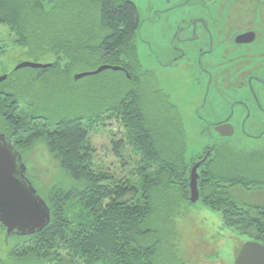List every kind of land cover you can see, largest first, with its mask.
I'll return each instance as SVG.
<instances>
[{
	"label": "trees",
	"instance_id": "1",
	"mask_svg": "<svg viewBox=\"0 0 264 264\" xmlns=\"http://www.w3.org/2000/svg\"><path fill=\"white\" fill-rule=\"evenodd\" d=\"M139 20L126 0H0V22L15 34L26 57L40 62L55 56L51 67L39 69L61 79L63 85L55 90L67 93L74 75L83 70L102 64L124 68L105 71L114 76L106 95L118 100L54 121L41 113L23 118L19 95L11 91L15 100L6 113L10 129L5 134L29 142L45 138L71 179L47 194L38 190L51 220L39 232L18 236L24 240L23 254L42 264H166L165 247L172 251L169 264H184L176 224L191 204L192 167L204 158L198 169L199 200L219 211L225 226L264 244V203L246 202L242 194L264 192V138H230L189 159L179 108L159 88L156 73L140 61ZM28 77L31 91L34 77ZM109 119L124 125L137 156L131 170H124L130 163L120 166L121 175L96 167L89 139L92 128ZM113 147L121 157L124 140Z\"/></svg>",
	"mask_w": 264,
	"mask_h": 264
},
{
	"label": "rangeland",
	"instance_id": "2",
	"mask_svg": "<svg viewBox=\"0 0 264 264\" xmlns=\"http://www.w3.org/2000/svg\"><path fill=\"white\" fill-rule=\"evenodd\" d=\"M155 8L158 7L155 6ZM139 10L142 19V25L137 35L140 61L145 69L156 73L159 88L179 108L187 134V157L189 159L197 158L204 152L206 146L216 145L218 141L213 140L214 131L204 130L198 120V106L202 95H198V89L191 82L196 74L195 66L184 64L185 62L181 61L174 65L167 64V59L174 57L175 53H173V45L168 42V36L166 37L164 29L166 19H159L160 17L143 11L141 8ZM15 40L16 36L10 28L0 22V45L2 48L0 60L3 61V67H9L11 70H14L19 62L29 60L25 55V49L17 45ZM54 60L55 56L48 55L40 62L52 65L51 62ZM35 69L38 71L41 68ZM40 71L42 70L31 73L33 72L31 68H23L16 72L14 79L4 82L6 88L10 89V93L13 90L14 94L19 95L20 111L23 118L29 117L31 113L32 115L41 113L51 117L54 121L62 115H75L78 111L90 113L101 109V107L107 108L111 102L118 100L117 97L110 99L106 95L110 81L114 77L108 72L103 71L96 75L73 80L69 83L71 84L69 89L66 87L67 93H62L60 90H55L63 85L61 79L55 78L54 75L49 77L50 74L43 75V73H39ZM28 75L31 78L34 77L31 91L27 89L30 83ZM95 90H101L104 95L102 96V92L95 94ZM38 93H40L39 96ZM149 93L152 98V92L149 91ZM11 100H15L14 97ZM9 110H11L9 104L0 108V130L3 132L10 129L6 114ZM88 121L86 123L90 122ZM259 131L261 130L249 132L255 134ZM89 139L95 149L94 161L97 168L108 169L116 175H121L122 168L120 166L123 163L131 164L124 168L126 172L134 167L132 159L137 156L133 151L132 144L127 139L124 125L118 119L100 121L90 131ZM121 139L125 142V148L122 150L123 153L121 152L122 156L118 157L113 146ZM12 140L15 141L24 156L27 177L39 191L47 194L54 185L67 186L71 183L70 177L50 152L45 138L37 137L31 142L17 137H12ZM238 192L240 191L237 190ZM242 194L246 202L264 203V192L255 191ZM176 227L181 236L178 256L184 264H235L239 249L246 241L251 240L225 226L221 213L207 207L202 200L188 205L183 216L177 219ZM22 241H24L22 238L13 236L10 245L6 246L2 235L0 237V253L4 254L5 251H8V247L13 251L14 255L10 264H42L43 262L36 256L23 254ZM163 255L165 263H171L169 257L172 255L171 249L165 247Z\"/></svg>",
	"mask_w": 264,
	"mask_h": 264
},
{
	"label": "flooded vegetation",
	"instance_id": "3",
	"mask_svg": "<svg viewBox=\"0 0 264 264\" xmlns=\"http://www.w3.org/2000/svg\"><path fill=\"white\" fill-rule=\"evenodd\" d=\"M126 1L137 11V28L142 25L139 8L166 19V37L175 53L167 57V64L181 61L195 66L191 82L202 95L198 120L204 130L214 131V141L230 139L216 130L224 124L234 127L233 139L264 138V0ZM21 69L3 67L0 60V78L6 76L0 80V107L12 104L10 89L4 82L14 79ZM251 130L261 131L253 134ZM10 140L24 161L21 150ZM2 235L6 246L13 236H20L7 238L0 223ZM13 255L8 247V251L0 253V264H10Z\"/></svg>",
	"mask_w": 264,
	"mask_h": 264
},
{
	"label": "water",
	"instance_id": "4",
	"mask_svg": "<svg viewBox=\"0 0 264 264\" xmlns=\"http://www.w3.org/2000/svg\"><path fill=\"white\" fill-rule=\"evenodd\" d=\"M53 4L55 0H48ZM50 63L26 60L16 66L47 68ZM107 69L124 70L121 66L102 64L95 70L83 71L74 75V80L96 75ZM6 76L0 78L4 80ZM228 127V128H227ZM223 136L234 138L235 130L231 124L220 125L216 129ZM205 158L197 162L191 170L190 202L200 199L198 188V169ZM27 165L20 152L11 144L10 138L0 131V223L7 231V238L16 235H30L43 230L51 220V210L47 201L27 177ZM235 264H264V244L246 241L239 249Z\"/></svg>",
	"mask_w": 264,
	"mask_h": 264
}]
</instances>
